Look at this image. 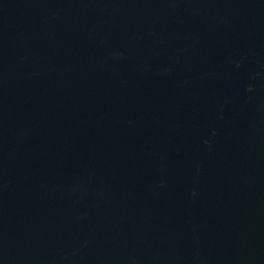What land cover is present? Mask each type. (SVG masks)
Here are the masks:
<instances>
[{
  "label": "water",
  "instance_id": "water-1",
  "mask_svg": "<svg viewBox=\"0 0 264 264\" xmlns=\"http://www.w3.org/2000/svg\"><path fill=\"white\" fill-rule=\"evenodd\" d=\"M0 264H264V0H0Z\"/></svg>",
  "mask_w": 264,
  "mask_h": 264
}]
</instances>
